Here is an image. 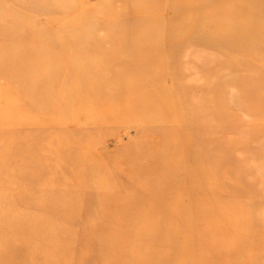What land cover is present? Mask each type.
I'll use <instances>...</instances> for the list:
<instances>
[{
    "label": "bare ground",
    "instance_id": "bare-ground-1",
    "mask_svg": "<svg viewBox=\"0 0 264 264\" xmlns=\"http://www.w3.org/2000/svg\"><path fill=\"white\" fill-rule=\"evenodd\" d=\"M51 1L58 3L56 0ZM235 1L146 0L142 3V0L135 5L132 3L131 6L124 7L123 10L115 11L110 8L106 11L108 14L106 20L107 26L112 25L110 27L112 35L101 38V45H89L85 41L96 36L93 27H90V23L86 21L91 17V12L85 9L69 12L67 7L71 5L70 0L67 4L63 3L66 17L58 21L46 20L39 29L32 26L46 6V0H8L7 7L5 5L0 7V17L4 18L3 24L0 25V52L6 53L14 48L24 50L22 56L16 58L14 56L12 60L0 58V73L7 74L12 71V74H8L9 81L4 84L6 91L0 93V99L11 98L15 102V105L5 104L3 109H0V142L2 144L0 147V217L8 216L11 222L20 228L19 233L6 239L0 235V253L5 255L18 248L17 255L0 258V264H18L20 259L24 260V263L21 262L23 264H82V255L76 249L78 234L76 230H73V223L61 222L58 218L57 209L64 201L69 203L66 197H63V187L59 189V198L51 201L46 209L34 214L33 218L26 216L29 214L27 209H29L30 200L40 187L37 186L32 190L33 187L29 183L32 180L31 175L34 174L31 172L28 153L32 141L25 140L26 144L17 145L14 143L13 136L24 132V136L21 137L26 139L28 126L36 127L35 133L44 125L52 127L54 125L51 120L52 115L59 116L58 123L64 125L70 122L76 124L84 122V125L75 131L74 136L78 137V140L71 135L64 139L58 137V150L61 148L64 155L72 152L70 155L74 162L83 157L79 165L87 168L81 169L78 171L80 174L75 175V173L74 176L76 169L71 175V177L74 176L75 189L80 192L86 186H93L95 195L102 197L99 200L102 212L105 211L108 200L116 196L120 205H126L129 196L136 194L132 186L148 174L153 178L146 182V187L151 190L147 205L153 210L167 214L172 206H166L165 202L171 201L172 192L179 190L188 198V203L186 206L182 205L180 201L182 199L178 196L174 200L176 204L174 211L177 215L186 216L187 223L192 224L200 218L224 226L235 224L238 217L234 210L231 207H221L218 202L219 197H222L219 191L223 188V180L225 178L230 180L227 174L234 166L230 164L231 162L225 163L222 160L212 163L207 155V148L211 141L206 131L211 125L217 123H213L214 120L217 121L219 117L224 116L221 115L224 111L214 106L209 108L211 104L208 97L196 95V89L204 90L206 86L204 82L194 78L195 69H199L200 66L192 61H180L181 57L194 53V47L200 43L209 46L221 43L236 52L243 47L252 46L254 49L250 55L251 59L260 61L264 66V29L261 24L264 22V7L262 8L256 0L249 2L250 6H247L246 2L242 5L238 4L240 0ZM125 11L127 13H124ZM185 11L189 14H184ZM163 13L172 15L166 18L161 15ZM199 15L203 17L199 18ZM119 16L126 18L123 20ZM66 20L73 23L67 25ZM160 24H164L170 30L176 27L180 31L170 32L169 30L166 36L152 34V30ZM197 27L199 29L194 31ZM61 31L67 32L68 45L60 41ZM85 31L87 36L84 39L80 35ZM51 48L57 49L58 52H50ZM133 58L136 60H132ZM57 59H61L66 65L58 70L49 71L48 69L39 71L35 67V80L26 82L20 80L19 77L26 73V69L19 64L21 61L27 60L29 68L27 71H31L35 64L44 63L47 68ZM132 77H136V80H132ZM99 81L102 83L99 84ZM23 91H38V94L35 97L27 95L24 99L19 94ZM242 103L238 102L237 105L242 107ZM243 108L247 113H255L248 105ZM30 112L38 116L30 117L26 126L21 127L19 124L6 130L11 126V121L6 120L5 114L9 115V120H13ZM149 114L151 117H148ZM129 120L144 124L147 132H153L156 137L155 139L147 136L141 138L134 144L136 151L132 155H125V151L116 155L115 158L124 157L128 161L126 170L123 172H126L128 176L131 175L125 178V182L119 181L116 185L103 175V165L93 162L91 152L94 143L98 140L86 139L87 135L94 131L92 129L112 130L114 128L115 130L116 124ZM184 125L185 127L189 125L188 128L194 129L195 132L198 131L199 139L196 140L195 135L191 133L192 130L188 128L187 131L183 130L181 127ZM4 127L6 132L3 131ZM38 134L42 137L48 132H38ZM34 143L33 141L32 145ZM147 143L157 148L155 154L144 150ZM50 154L47 153L42 160L50 159L52 157ZM145 156L155 165L151 169H146L148 171L139 168L135 163L138 162V158ZM186 157L192 158V164L189 165L185 161ZM17 160H22L24 163L17 164ZM220 171H224V174ZM2 177L4 179H1ZM157 177L160 179L154 181ZM48 182L47 184L50 185ZM47 184L44 182V186ZM120 184L125 185L124 189ZM5 185L9 186V189L2 188ZM113 189L118 190L117 195L113 194ZM15 193L18 194L19 199L15 200L14 205L23 202L27 205L20 211L8 208L9 195ZM205 202L209 210L203 207ZM97 208L100 210L98 205ZM46 213H50L51 217L44 218L43 214ZM117 214H119L117 211H113L102 215L101 231L93 230L92 221L87 222L88 226L84 232L104 243H120L125 236L123 224L118 222L116 228L119 229L115 233L109 230L110 221ZM122 217L124 214L119 216V218ZM239 219L241 220V217ZM55 226L62 227L56 229ZM219 230L211 227L206 229V232ZM23 234H28L32 239L23 241L21 237ZM135 237L120 250L122 256L127 252L132 253L131 260L115 258L112 249H109V254L105 250H102L100 254L105 256L109 264H152V259L148 256L153 250L149 251L148 256L141 254V250L147 251L141 248L144 246V240ZM148 243L146 241L147 246ZM250 246L253 248L252 245ZM148 247L150 248L151 245ZM235 250H238L234 254L235 261L244 264L241 261L242 254L239 253L240 248ZM255 250L254 248L253 251ZM59 251L63 253L60 254ZM259 251L262 252V249ZM38 253L39 261L35 259Z\"/></svg>",
    "mask_w": 264,
    "mask_h": 264
},
{
    "label": "rangeland",
    "instance_id": "rangeland-1",
    "mask_svg": "<svg viewBox=\"0 0 264 264\" xmlns=\"http://www.w3.org/2000/svg\"><path fill=\"white\" fill-rule=\"evenodd\" d=\"M56 1H58V3L46 0L47 4L44 6L42 12L39 13L37 20L33 23V28L39 29L45 24L46 20L54 19L58 21L66 17L63 3L66 2L67 4L68 0ZM70 1L71 5L67 7L69 8V12L77 9H85L91 12V17L86 21L90 23V27H93L96 36L85 40L89 45H101V38L111 37L112 30L110 27L112 25L110 24V26H107L108 22L106 20V16H108L106 11L108 9L111 8L115 11L119 9L123 10L124 7L131 6L132 3L135 5L137 2H142V0H132L128 2L123 0ZM238 1L239 0H236L235 2ZM252 1L254 0H249L248 2L247 0H240L238 4L240 3L243 5L246 2L248 5H245L250 6L249 2ZM256 1L262 8L264 7V0ZM145 2L146 0H143L142 3ZM167 2L171 3L172 1ZM7 3L8 0H0V7L2 5L7 7ZM11 11H13V9ZM124 13H127V11ZM184 14L188 15L189 12L185 11ZM161 15L167 18L172 14L163 13ZM199 16V18L203 17V15ZM119 17L123 18V20L126 18L124 16ZM3 20L4 18L0 17V25L3 24ZM65 22L67 25L73 23L68 20ZM261 24L264 29V22ZM55 27H57V25H55ZM197 29L199 28L197 27L194 31H197ZM169 30L170 29L166 28L164 24H160L152 30V34L166 36ZM172 31L179 32L180 30L175 27L171 28L170 32ZM60 36L62 37L60 40L61 42H68L66 31H61ZM80 36L85 39L87 32H83ZM68 44L69 43H66V45ZM111 44L113 45V43ZM223 45L224 44L219 43L209 46L208 44L200 43L197 47H194V53L187 54L186 57H181L180 61H192L194 64L199 65L200 68L202 67L201 69L199 67V69H195L196 75L194 78L195 80L204 82L206 86L204 90H201V88L199 90L196 89L195 93L199 97H208V101L211 104L209 108L214 106L224 111V114H221L224 116L219 117L217 121L214 120L213 123H217L211 125L206 131V135L209 141H211L209 144L210 146L207 148V155H209L212 163L222 160L225 163L231 162L230 164L234 166L232 171L227 174L230 180L227 178L223 180V188L219 191L222 197H219L218 202L219 206L224 208L231 207L234 210V213L237 214L238 217L235 224H227L224 226L200 218H197L192 224L187 223V220H185L186 216L177 215L174 211L176 209L174 200L178 196L182 199L180 200L182 205L186 206L188 203V198L183 196L179 190L173 191L172 196H170L171 201L165 202L166 206H172L167 214L164 215L159 210H153V208L147 205L148 199L151 197V190L146 187V182L153 178L148 174L140 178V181L135 185H131L133 190L136 191V194L129 196L126 205H120L116 196V198L108 200L107 206L104 208L105 211L102 212L99 204V200L102 199V197H97L95 195V188L93 186H86L85 189L80 192H77L75 189L74 176L79 175L80 172L78 171L81 169L87 168L79 165L83 157H80L74 162V159L70 155L72 152L69 155H64V153L62 154L63 150H61V148L58 150V137L63 139L69 135L73 137L76 133V129L83 126L84 122L81 121L77 124L75 122H70L64 125L63 123H58L60 118L55 115L51 117V120L54 122L52 127L51 125H44L35 133L36 127L31 126L32 128H30V126H28L29 129L26 139H22L23 137H21L24 136V132L13 136L14 143H17V145L26 144L25 140L28 142L30 140L35 142L33 145L31 142V146L28 148L31 172L34 173L31 175L32 180H30L29 183L33 187L32 190L37 186L40 188L33 199L30 200L29 209H27L29 214H26V216L33 218L35 217L34 214L40 213V211L46 209L51 201H55L59 198V189L63 187V197H66L69 203L67 204L66 201H64L60 207V202L58 203V218L61 222L73 223V230H76L78 234L76 249L82 255V264H109L105 256L100 254L102 250H105V252L109 254V249H112L115 258L121 257L131 260L132 253L127 252L126 255L122 256L120 250H122V246L130 240L132 241V238L135 236L144 240V246L141 248L147 251L141 250V254L148 256L149 251L153 250L148 256L152 259V264H239L234 259V254L238 251L235 250L237 248H240L239 253L242 254L241 261H243L244 264H264V66L260 61L251 59L252 56L250 55L254 49L252 46L243 47L236 52V50H232ZM164 47H166V45H164ZM23 51L24 50L21 48H14L6 53L0 52V58L5 57L7 60H12L14 56L15 58L22 56ZM49 51L53 53L58 52L57 49L53 48ZM132 60L136 59L133 58ZM25 61L23 60L19 63L23 69H26V73L19 77L23 82L35 80V67H37L39 71H43L44 69H48L49 71L53 69L58 70L66 65L61 59H57L56 62H52L47 68L44 63H38L32 66L31 71H27V69H29L27 67L28 62L27 60ZM234 66L236 70L233 68ZM8 74H12V71H9L7 74L0 73V87L3 86L0 89V93L6 91L4 89V84L9 81L10 75ZM135 78L136 77H132V80H136ZM60 81H62V79H60ZM101 83L102 82L99 81V84ZM212 89H214V91ZM19 94L25 99L27 95L35 97L38 91H23ZM213 95L215 99L212 98ZM256 95L257 97H255ZM232 99H234V101ZM238 102H243L242 107L241 105H237ZM5 104L10 106L15 105V102L11 98H5V100L0 99V109H3ZM245 105H248L255 113H247L245 108H243ZM4 116L8 122L11 121V126L7 127V129L4 127L3 131L18 126L19 124H21V127L22 125L26 126L25 124L30 117H37L38 115L30 112L28 115H20L21 117L13 120L8 119L9 115L5 114ZM148 117H151V114H149ZM135 120L125 121V123L121 124L118 123L115 125V130L114 128H112V130L92 129L94 131H91L89 133L90 135H87L86 140L90 138L98 140L94 143L91 152L94 164H102L103 175H106V177L116 185L119 181L125 182V178L131 176L123 172L126 170L128 161H126L124 157L115 158L116 155L121 151H125V155H132L136 151L134 144L141 138L147 136L155 139L156 137L153 132H147L144 124ZM188 126L186 125L185 127L184 125L181 128L185 131L188 129L192 130L191 133L194 134L196 140H198L200 135L198 131L195 132L194 129L188 128ZM6 130L4 132H6ZM38 132H48V134H43L44 136L40 137ZM75 138L78 140V137ZM213 144H215V146H213ZM1 146L2 144L0 142V147ZM144 150L152 154L157 152V148L151 143H147ZM47 153H51L50 155L52 157L43 161L42 159L47 156ZM4 156L6 157V154H4ZM138 159V162L135 163L139 168L145 169L144 171H148L146 169H151L155 166L147 156ZM185 161L189 165L193 162L191 157H186ZM19 163H24V161L17 160V164ZM76 169L77 171L74 172L73 175L76 174L71 177L72 172ZM220 172L224 174V171ZM1 179L4 178L2 177ZM159 179L160 178L157 177L154 181ZM48 181L50 185L47 184ZM44 182L47 186H44ZM120 186L123 188L125 185L120 184ZM4 187L5 189H9V186L7 187L5 185L2 188ZM112 192L114 195H117L118 190L113 189ZM16 199H19L17 193L9 195L8 208L10 210L14 209L20 211L27 206L25 202L14 205ZM97 205L100 210H98ZM203 207L209 210V206L206 202L203 204ZM113 211H117L119 214L112 217L109 230L111 233H115L119 229L116 228L118 224H123L122 227L124 228L125 236L120 243H104L84 232L90 221L93 222L91 225L93 230L101 231L102 215ZM121 214H124V217L119 218ZM43 216L44 218H49L51 214L46 213L43 214ZM239 217H241V220ZM10 222L11 220L8 216L0 217V230H3L0 232L2 238L6 239L15 233H19L20 228L17 224L15 225L14 222ZM62 226H55V228L58 229ZM191 227H193V229ZM211 227L220 230L207 233L206 229ZM227 228L231 229L227 230ZM51 232H54V230H51ZM21 237L23 241L32 239L28 234H23ZM146 241L149 242L148 246L151 245L150 248L147 246ZM250 245H252L253 248H251ZM254 248L256 252L253 251ZM17 249L18 248H15L14 251L11 250L7 254L5 253V255L4 253H0V258L2 259L4 256L9 258L12 255H17ZM260 249H262V252L259 251ZM251 251L253 254H248L251 253ZM59 252L60 254L63 253V251ZM39 255V253L36 255L35 259L37 261H39ZM21 262L24 263V260L21 261L20 259L18 264H23Z\"/></svg>",
    "mask_w": 264,
    "mask_h": 264
}]
</instances>
